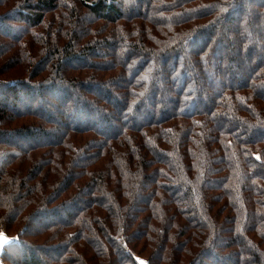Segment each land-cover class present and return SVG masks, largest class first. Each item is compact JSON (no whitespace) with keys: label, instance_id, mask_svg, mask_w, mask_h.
I'll return each instance as SVG.
<instances>
[{"label":"trees","instance_id":"1","mask_svg":"<svg viewBox=\"0 0 264 264\" xmlns=\"http://www.w3.org/2000/svg\"><path fill=\"white\" fill-rule=\"evenodd\" d=\"M5 264H264V0H0Z\"/></svg>","mask_w":264,"mask_h":264},{"label":"snow or ice","instance_id":"2","mask_svg":"<svg viewBox=\"0 0 264 264\" xmlns=\"http://www.w3.org/2000/svg\"><path fill=\"white\" fill-rule=\"evenodd\" d=\"M11 241L9 240V237L3 233V232H0V246H3L7 243H10ZM141 264H144L143 261H141Z\"/></svg>","mask_w":264,"mask_h":264},{"label":"water","instance_id":"3","mask_svg":"<svg viewBox=\"0 0 264 264\" xmlns=\"http://www.w3.org/2000/svg\"><path fill=\"white\" fill-rule=\"evenodd\" d=\"M9 240L12 242V239L11 238H9ZM11 242L10 243H7V244H5L3 246H0V264H5L4 261H3V259H2V256H3L4 252H5V248L9 244H11ZM143 262H144V264H148L146 261H143ZM139 264H141V261H139Z\"/></svg>","mask_w":264,"mask_h":264},{"label":"rangeland","instance_id":"4","mask_svg":"<svg viewBox=\"0 0 264 264\" xmlns=\"http://www.w3.org/2000/svg\"><path fill=\"white\" fill-rule=\"evenodd\" d=\"M9 237V236H8ZM9 238H11V237H9Z\"/></svg>","mask_w":264,"mask_h":264}]
</instances>
